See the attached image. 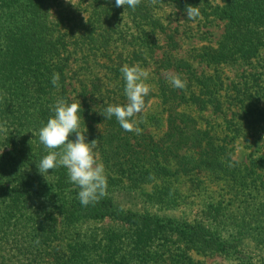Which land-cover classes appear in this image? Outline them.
<instances>
[{"label": "trees", "instance_id": "obj_1", "mask_svg": "<svg viewBox=\"0 0 264 264\" xmlns=\"http://www.w3.org/2000/svg\"><path fill=\"white\" fill-rule=\"evenodd\" d=\"M52 1L0 0V244L6 245L13 234L12 243L23 247L20 251L30 264H204L189 254L190 248L235 254L242 264H264V153H251L241 162L230 145L243 125L254 132L264 127V0H221L214 5L210 14L225 20L224 34L216 45L189 56L174 55V34H166L172 54L163 50L145 109L132 118L140 134L124 131L115 117L101 114L109 105L127 103L120 69L128 64L148 70L158 56L162 45L157 37L165 31L158 4L185 12L199 0H141L135 10L116 7L115 0H92L86 38L103 56L101 70L107 71L108 80H80L76 95L71 88L77 80L73 65L84 74L94 69L90 60L79 66L80 43L72 46L66 33L56 29L49 16ZM235 64L247 65L231 88L225 86L223 65ZM210 67L212 71L206 69ZM53 73H59L58 87L52 84ZM168 73L178 74L186 87L173 88L164 76ZM73 97L81 105L83 132L87 129L89 143L96 140L108 184L107 195L88 206L79 202L80 189L64 167L44 176L36 166L47 154L39 129L54 115L58 100L71 104ZM192 108H209L215 114L233 110L225 121L230 130L236 126L235 134L221 135L216 125H201ZM182 140L186 142L180 150ZM180 180L198 186L224 180L229 198L207 204L193 217L185 212L180 217L160 215L148 208L178 207L182 193L173 183ZM151 182L154 189L143 193L142 208L122 204L126 184L137 190ZM41 200L51 202V215L61 216V225L52 217L45 223L35 207ZM106 218L118 227L100 237L94 230L82 233L76 225L82 219ZM24 222L31 226L23 235L29 238L28 247L20 245ZM250 241H256L255 250ZM6 261L0 256V264Z\"/></svg>", "mask_w": 264, "mask_h": 264}, {"label": "rangeland", "instance_id": "obj_2", "mask_svg": "<svg viewBox=\"0 0 264 264\" xmlns=\"http://www.w3.org/2000/svg\"><path fill=\"white\" fill-rule=\"evenodd\" d=\"M72 2V3H71ZM91 2L92 0H53L50 4L49 16L53 23L56 25V29L59 32L66 33L67 40L69 43L74 46L76 43H80V47H77L78 51L76 56L80 62L79 66H82L84 62H88L90 60L91 68L94 69L92 73L84 74L81 70L78 69V64L73 65L75 71H77V80L72 84V90L74 89V93L76 95V91H80L78 88L77 82L82 80L87 82L89 78L100 77L104 78L106 81L108 78L105 77L103 68L104 58L99 53L98 50L89 44L88 39L86 38L87 32H89L90 25L89 20H91ZM198 3L200 9V17L195 20L187 19L186 12H182L181 10L175 8L170 4H158L156 6L157 16L160 17L161 22L165 26V31L159 34L157 39L162 45L161 49H158L157 55L149 62L150 67H148L149 77L145 81L149 86H152V78L153 75L156 77L157 65H159L160 60L162 59L163 50L166 51L170 49L172 54V45L168 46V42L166 39L167 33H173L174 38L177 42L176 48L173 49V54L176 56L184 57L189 56L193 53V50L201 48L205 45H216L217 42L222 38L225 31V20L215 17L210 14L211 9L214 5L221 4V0H199ZM123 7V6H122ZM86 19V20H85ZM71 35V37H70ZM75 47V46H74ZM92 47V48H91ZM96 55H95V54ZM158 60L155 62L154 60ZM88 62V63H89ZM196 63V62H193ZM247 64H235V65H223L222 74L223 80L225 82V86L230 85L233 88V85L240 80L241 73ZM208 71H212L213 68H206ZM162 71V70H161ZM164 74V73H163ZM166 76V75H164ZM74 85V87H73ZM233 91L229 92L227 95V99L230 101L231 95ZM231 93V95H230ZM75 97H73V102H76ZM65 100V99H64ZM230 106V103H227ZM192 114L196 117L199 123L205 126L207 123L211 125H216L219 133L221 135L229 134V136H233L235 131H232L228 128L226 120H230L232 116V111L230 109H225V114L218 113L215 114L212 109H204L199 110L196 108H192ZM238 114V113H237ZM235 120H239L237 116H235ZM242 131L238 133L233 142L230 144L232 146V155L233 157L241 162H245L248 160L249 155L251 153L261 154L264 153V127L260 132H254L251 128L243 125ZM80 131L83 132L82 127L80 125ZM86 136V142L89 143ZM69 139H75V133L70 134ZM183 141V140H182ZM183 141L180 143V150L185 146ZM94 153L98 157L99 161L103 163L101 159L100 152L97 149H93ZM174 187L178 188V192H181L182 195L178 198L177 203L180 205L172 210H163L158 209L156 205H148V208L151 211H158L160 215L165 214L172 215L175 217L182 216V212H185L184 216H194L196 213L200 212L207 204L216 203L219 200H228L229 196L227 195L228 188H226V182L224 180L220 181H206L201 186L197 184H191L190 181L182 180L175 181ZM127 184H129L127 182ZM125 189H121V202L126 207H135L142 208L144 204V195L145 192H151L154 189V183H147L142 185L139 189H129L127 187ZM127 193V194H126ZM225 197V198H224ZM48 201L45 202L41 200L39 203L35 204L37 212L41 214V217L45 221V223L50 224L52 218H56L57 222L63 220L61 216L55 214L51 215V207ZM235 210H237L238 204L234 203ZM48 208V209H47ZM48 211V212H47ZM52 211V210H51ZM52 217V218H51ZM25 226H22V230L19 229V234L22 239L23 235L26 234L30 226V222H24ZM237 223L239 221L237 220ZM46 225V224H45ZM76 225L80 232H86L94 230L98 237L103 236L105 232L116 229L117 224L114 220L110 218L106 219H82L76 222ZM241 225V221H240ZM46 227V226H45ZM120 227V226H119ZM230 232H234L233 229H229ZM249 231V230H248ZM249 234V233H247ZM13 234L9 236V240H6V245L0 244V256L5 255V259H7L6 264H30L29 257L27 254L23 253L25 251H20L23 247L14 246L15 243H12ZM252 235H247L246 239L251 238ZM24 242H20V245H25V247L30 245V241L28 236L23 237ZM2 240V239H1ZM48 242V241H47ZM256 241H250V246L255 250ZM254 252L251 251V254ZM189 254L196 260L202 261L204 264H242L240 260L236 257L235 254H223L218 252L213 253H203L199 252L193 248L189 249ZM41 264H47L46 261H40ZM49 262V261H48Z\"/></svg>", "mask_w": 264, "mask_h": 264}, {"label": "clouds", "instance_id": "obj_3", "mask_svg": "<svg viewBox=\"0 0 264 264\" xmlns=\"http://www.w3.org/2000/svg\"><path fill=\"white\" fill-rule=\"evenodd\" d=\"M140 3L141 0H115L116 7L124 6L133 10ZM151 3L155 4L156 0H151ZM185 12L187 19L190 20H195L201 15L199 7L192 5H187ZM120 71L125 81L124 95L127 103L109 105L101 114L109 119L115 117L124 131L140 134L142 130L137 126V121L132 118L141 114L145 109L144 98L150 92V87L145 82L149 77V72L139 65L130 66L128 64L123 65ZM165 78L173 88L184 89L186 87V81L182 80L178 74L168 73ZM59 79V73H53L52 84L58 87ZM80 109V102L68 104L63 99L56 102L52 109L54 115L39 129L38 139L47 149V154L36 166L38 172L44 176L45 173H49L50 169L64 167L70 182L80 189L79 202L83 206H88L99 202L107 195L108 184L105 166L93 151L96 147V140L86 142L87 129L84 132L80 131ZM72 133H75V139H69ZM39 242V239L35 241L36 244Z\"/></svg>", "mask_w": 264, "mask_h": 264}]
</instances>
